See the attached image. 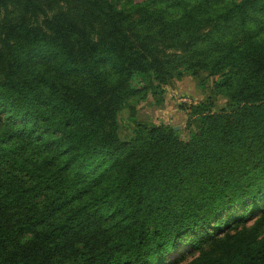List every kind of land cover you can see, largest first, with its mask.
<instances>
[{"label": "trees", "instance_id": "trees-1", "mask_svg": "<svg viewBox=\"0 0 264 264\" xmlns=\"http://www.w3.org/2000/svg\"><path fill=\"white\" fill-rule=\"evenodd\" d=\"M160 1L0 0V264H169L187 238L188 264H264V0ZM178 67L224 75L227 109L121 140L134 84Z\"/></svg>", "mask_w": 264, "mask_h": 264}, {"label": "rangeland", "instance_id": "rangeland-1", "mask_svg": "<svg viewBox=\"0 0 264 264\" xmlns=\"http://www.w3.org/2000/svg\"><path fill=\"white\" fill-rule=\"evenodd\" d=\"M117 8L131 9L132 6L144 5L147 7L161 8L168 15L171 13L170 3L160 0H112ZM178 8L183 7L177 6ZM210 28H205L204 31ZM175 53L174 50H166ZM187 53H190L187 52ZM224 75L212 76L207 71L184 70L178 67L165 82L153 81L151 73L140 78V83H135L139 92L128 99L118 115V135L123 141L134 137L137 126H163L174 127L180 132L182 139L189 137L198 127L199 115L202 112L216 113L227 109V95L225 86H221ZM189 97L190 105H182L179 97ZM257 214L249 217L246 226H251L257 219ZM256 219V220H255ZM196 242L187 238L178 250L168 257V263L188 264L195 260L200 251L192 247Z\"/></svg>", "mask_w": 264, "mask_h": 264}, {"label": "built area", "instance_id": "built-area-1", "mask_svg": "<svg viewBox=\"0 0 264 264\" xmlns=\"http://www.w3.org/2000/svg\"><path fill=\"white\" fill-rule=\"evenodd\" d=\"M178 100H179V102H180L181 104H185V105H189V104H190V99H189V97L180 96Z\"/></svg>", "mask_w": 264, "mask_h": 264}]
</instances>
